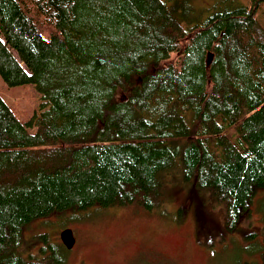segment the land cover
I'll list each match as a JSON object with an SVG mask.
<instances>
[{"label": "trees", "instance_id": "obj_1", "mask_svg": "<svg viewBox=\"0 0 264 264\" xmlns=\"http://www.w3.org/2000/svg\"><path fill=\"white\" fill-rule=\"evenodd\" d=\"M182 2L0 0V75L43 99L21 121L0 94V264H59L47 235L27 251L32 221L151 209L173 169L229 228L264 187V0L188 25Z\"/></svg>", "mask_w": 264, "mask_h": 264}, {"label": "rangeland", "instance_id": "obj_2", "mask_svg": "<svg viewBox=\"0 0 264 264\" xmlns=\"http://www.w3.org/2000/svg\"><path fill=\"white\" fill-rule=\"evenodd\" d=\"M218 1L183 0L175 17L184 25L195 23ZM259 17L264 23V6ZM0 94L21 121H27L43 100L34 83L10 85L1 75ZM66 227L76 238L72 248L60 238ZM24 235L28 252L46 245L42 236L47 235L59 264H264V187L256 190L236 226L229 228L214 196L194 190L182 172L173 169L151 209L131 202L67 210L32 221Z\"/></svg>", "mask_w": 264, "mask_h": 264}, {"label": "water", "instance_id": "obj_3", "mask_svg": "<svg viewBox=\"0 0 264 264\" xmlns=\"http://www.w3.org/2000/svg\"><path fill=\"white\" fill-rule=\"evenodd\" d=\"M209 57L211 58V54H209ZM60 238L67 248H72L76 241L73 230L69 227H66L61 231Z\"/></svg>", "mask_w": 264, "mask_h": 264}]
</instances>
